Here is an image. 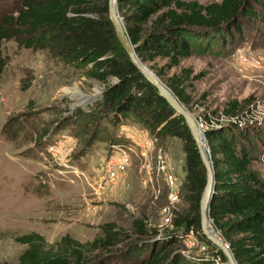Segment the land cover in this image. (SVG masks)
I'll use <instances>...</instances> for the list:
<instances>
[{
    "label": "trees",
    "instance_id": "obj_1",
    "mask_svg": "<svg viewBox=\"0 0 264 264\" xmlns=\"http://www.w3.org/2000/svg\"><path fill=\"white\" fill-rule=\"evenodd\" d=\"M108 2L0 0V76L10 61L2 45L17 40L20 47L49 49L75 66L90 65L89 75L103 83L115 77L116 81L90 102L89 110L79 109L68 120L82 124L86 132L89 122L98 126L106 119L117 128L133 117L156 138L182 139L189 213L175 223L179 228L196 230L210 243L202 232L200 217L206 170L191 130L185 118L175 112L130 60L109 19ZM118 7L140 57L153 63L151 68L185 104L190 101L185 83L194 78L192 71L183 68L171 76L167 72L193 54V41L226 39L235 32L242 33L246 22L264 23V0H221L208 4L197 0H118ZM158 59H166L160 69L155 68ZM251 102L252 98L233 100L221 115L212 114V120L224 116L228 119L226 123L218 119L213 125L208 119L206 136L216 177L211 217L231 244L239 264H264V180L253 167V162L264 160V127L253 121ZM22 126L20 120L12 119L4 127V133L14 141ZM99 129L92 131L90 146L95 140H114L111 130L100 137ZM48 134L49 130L44 129L34 141L46 147ZM30 136L34 138L33 134ZM35 189L38 195L48 192L46 185ZM133 227L136 238L114 223H107L103 235L91 242L82 243L66 234L50 248L43 235L31 232L18 239L27 245L19 261L8 264H182L183 256L171 248L179 241L177 238L162 243L152 237L147 243L145 239L151 234L147 221L136 218ZM218 255L227 261L221 251Z\"/></svg>",
    "mask_w": 264,
    "mask_h": 264
},
{
    "label": "rangeland",
    "instance_id": "obj_2",
    "mask_svg": "<svg viewBox=\"0 0 264 264\" xmlns=\"http://www.w3.org/2000/svg\"><path fill=\"white\" fill-rule=\"evenodd\" d=\"M197 1L208 4L221 0ZM243 28L242 33L226 39L194 40L193 54L167 72L171 76L183 68L192 71L194 78L185 83L190 101L184 104L205 130L213 113L221 115L230 101L247 98H252L253 121L264 127V23L246 22ZM2 50L10 61L0 76L1 264L19 261L27 245L18 239L25 234L43 235L50 248L66 234L82 243L91 242L103 235L105 224L114 223L136 238V218L147 221L151 231L147 243L152 237L162 243L177 238L171 248L183 256L182 264H228L196 230L191 233L176 226V219L189 213L182 139L156 138L133 117L117 128L106 119L98 126L89 122V131L84 132L82 124L68 119L79 109L89 110L87 96L105 90L116 78L103 83L89 75L90 65L75 66L49 49L20 47L17 40L5 41ZM165 64L166 59H158L155 68ZM12 119L23 125L14 141L4 133ZM218 119L228 122L226 117L216 116L212 124ZM96 127L100 137L111 130L114 140H95L90 146ZM44 129L49 130L48 146L40 147L34 140ZM151 141L154 145L143 155L142 146ZM125 144L133 148L129 164L119 172L116 184L100 187L104 163L117 151L113 145ZM50 145L55 150L56 145L73 147L70 154L60 151L56 156L48 150ZM159 151L167 158L165 171L158 166ZM61 157L70 159L69 166L63 165ZM253 167L264 180V160L253 162ZM167 174L175 178L178 201L169 197ZM38 185L41 189L46 185L48 192L35 193ZM165 208L171 209V215Z\"/></svg>",
    "mask_w": 264,
    "mask_h": 264
},
{
    "label": "water",
    "instance_id": "obj_3",
    "mask_svg": "<svg viewBox=\"0 0 264 264\" xmlns=\"http://www.w3.org/2000/svg\"><path fill=\"white\" fill-rule=\"evenodd\" d=\"M108 5L109 19L114 26L115 33L123 49L132 63L158 89L160 95L167 100L175 112L185 118L199 149L207 176L206 186L200 201L201 229L203 234L216 247L218 253L221 251L226 256L228 264H239L231 249V244L224 239L222 233L216 227V230H212L214 220L211 217V204L216 189V177L212 150L206 136V130L202 128L194 114L185 108V104L180 101L164 80L140 57L137 46L132 42L128 34L123 17L119 14L118 0H109ZM103 91L99 90L95 94L88 95L85 103L94 101L102 95Z\"/></svg>",
    "mask_w": 264,
    "mask_h": 264
},
{
    "label": "built area",
    "instance_id": "obj_4",
    "mask_svg": "<svg viewBox=\"0 0 264 264\" xmlns=\"http://www.w3.org/2000/svg\"><path fill=\"white\" fill-rule=\"evenodd\" d=\"M153 145H154L153 141H151L150 143L147 142V144L143 145L142 148L144 147V151L142 152V154L145 155L148 152V149L151 148V146ZM72 147L73 145H64L63 147L59 148V146L56 145V150H55V147L50 145L48 147V150L53 153L56 152V156H58L60 151L70 154ZM113 147H115L117 151H115L111 156H109L104 163L103 171L99 181L100 187H108L110 184L115 183L120 176L119 172L124 170L130 162V155L133 152V148L127 147L126 144L124 146L113 145ZM158 159H159L158 162L159 169L165 171L168 163H167V158L164 154H162V151H159ZM61 160H63L62 161L63 165L69 166L70 164L69 158L66 157L62 159L61 157ZM167 180H168V184L171 187V191L169 193V197L171 201L172 202L178 201L180 199V191L176 184L175 178L171 174H169L167 176ZM164 211L166 214H168V216L171 215L170 208H165ZM191 233H193V230H191Z\"/></svg>",
    "mask_w": 264,
    "mask_h": 264
},
{
    "label": "bare ground",
    "instance_id": "obj_5",
    "mask_svg": "<svg viewBox=\"0 0 264 264\" xmlns=\"http://www.w3.org/2000/svg\"><path fill=\"white\" fill-rule=\"evenodd\" d=\"M155 71V70H154ZM185 106V108L187 109V110H189L187 107H186V105H184ZM216 230V228H215V226L212 224V230Z\"/></svg>",
    "mask_w": 264,
    "mask_h": 264
},
{
    "label": "crops",
    "instance_id": "obj_6",
    "mask_svg": "<svg viewBox=\"0 0 264 264\" xmlns=\"http://www.w3.org/2000/svg\"><path fill=\"white\" fill-rule=\"evenodd\" d=\"M128 134L131 135V134H130V130H129ZM132 136H134V135H132ZM135 137H137V136L135 135ZM116 183H117V182H115V183H113V184H116ZM120 183H121V182H120ZM118 184H119V182H118ZM115 196H116V195H115Z\"/></svg>",
    "mask_w": 264,
    "mask_h": 264
}]
</instances>
